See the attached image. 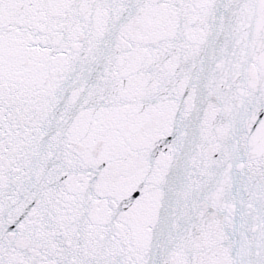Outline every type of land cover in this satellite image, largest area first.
Wrapping results in <instances>:
<instances>
[{"label": "snow or ice", "instance_id": "obj_1", "mask_svg": "<svg viewBox=\"0 0 264 264\" xmlns=\"http://www.w3.org/2000/svg\"><path fill=\"white\" fill-rule=\"evenodd\" d=\"M0 264H264V0H0Z\"/></svg>", "mask_w": 264, "mask_h": 264}]
</instances>
